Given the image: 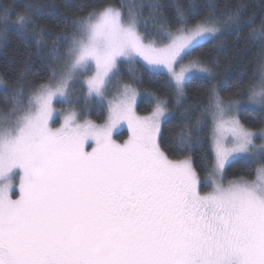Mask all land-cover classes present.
Segmentation results:
<instances>
[{"label":"snow or ice","instance_id":"6c2138e0","mask_svg":"<svg viewBox=\"0 0 264 264\" xmlns=\"http://www.w3.org/2000/svg\"><path fill=\"white\" fill-rule=\"evenodd\" d=\"M161 7L0 0V42L14 28L29 49L0 76V264H264V16L242 0ZM245 30L258 70L222 95L213 54ZM234 163L246 175L227 179Z\"/></svg>","mask_w":264,"mask_h":264},{"label":"trees","instance_id":"16d2710c","mask_svg":"<svg viewBox=\"0 0 264 264\" xmlns=\"http://www.w3.org/2000/svg\"><path fill=\"white\" fill-rule=\"evenodd\" d=\"M27 0H4L5 5H13V6H22L26 3ZM43 3L48 4H56L59 6V13H67L69 16L76 11L78 6L82 5H95L97 3L102 2V0H41ZM108 2L119 6L121 0H108ZM127 3L136 4V5H147L153 2V0H126ZM161 4L160 12L165 16H171V5L175 3V0H158ZM206 0H197V3H204ZM207 2H211V0H207ZM215 2L222 6L226 2H232V0H215ZM242 2L248 5L249 13L255 12L257 14V25L260 22V17L264 16V0H242ZM152 10L148 7L143 8L144 17H149ZM42 23H47L52 27H55L58 23L57 20L53 18H44ZM156 21L149 20L147 24V28L150 30L154 27ZM60 27L62 28L63 22L59 21ZM59 29H57L58 31ZM247 36V30L243 34H241L240 38L237 39L235 36L227 37V44L224 50L220 53H214L215 57H218L220 64L217 68V82L221 84L222 91L221 94L225 95L228 91L234 89L236 85L243 86L247 84L249 78L253 75L254 72L258 70V57L260 54V46L258 43H253L247 41L245 37ZM45 39L50 43L51 37H45ZM31 43V41H29ZM29 49L25 46V44L20 40L14 28H10L7 39L5 41L0 42V76H3L9 82L15 79L16 73L18 71L16 67V63L21 60L29 59L28 56ZM32 60V71L34 73H40L41 76L47 75V70L43 67L40 61L33 55L31 57ZM28 79H32L30 75ZM37 83L40 81L37 80ZM226 85V87H224ZM143 88L155 89L158 88L159 85L153 83L149 80L148 77L144 78ZM0 107H3L2 103H0ZM139 110L141 112H148L150 108L146 103H139ZM253 108H244L240 113L241 120L246 121L247 112L252 110ZM98 110H91L90 115L94 118V120L101 122L103 121V116L97 114ZM179 123L177 120H172L169 122V127L171 128L173 125ZM207 131V129H206ZM127 135V131L125 130L119 135V138H124ZM211 147V143L209 140H205L203 142V148L205 151L209 150ZM197 160L200 159L201 153L197 152L194 154ZM177 158V157H173ZM246 175L244 168H242L240 163H234L231 168L228 169L227 179H232L236 176Z\"/></svg>","mask_w":264,"mask_h":264},{"label":"rangeland","instance_id":"374dc122","mask_svg":"<svg viewBox=\"0 0 264 264\" xmlns=\"http://www.w3.org/2000/svg\"><path fill=\"white\" fill-rule=\"evenodd\" d=\"M55 107L56 108H63V107H67L66 105H62V104H59V103H57V104H55ZM139 107V106H138ZM254 108L255 106H252V105H246V106H244V108ZM243 110V109H242ZM241 110V111H242ZM241 111L238 113V115L240 116V113H241ZM147 112H141L140 110H139V108H137V114L138 115H145ZM85 115L86 116H88L89 118H91V119H93L94 120V118L90 115V112H88V113H85ZM96 121V120H95ZM97 123H102L103 121H101V122H98V121H96ZM56 126H59V121L57 122V125ZM127 131V135H126V137H124V138H119V135L122 133V132H124V131ZM129 135H130V132L128 131V128H127V125L126 124H124L122 127H118L116 130H115V132H114V134H113V136H114V139L117 141V142H123L124 140H127L128 139V137H129ZM257 143H259V141H257ZM87 147V146H86ZM87 150L88 151H91V148H87ZM18 187V186H17ZM17 195H19V193L17 192Z\"/></svg>","mask_w":264,"mask_h":264}]
</instances>
